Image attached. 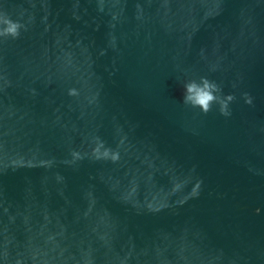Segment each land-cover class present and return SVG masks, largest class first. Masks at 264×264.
<instances>
[{"label":"water","instance_id":"water-1","mask_svg":"<svg viewBox=\"0 0 264 264\" xmlns=\"http://www.w3.org/2000/svg\"><path fill=\"white\" fill-rule=\"evenodd\" d=\"M3 10L0 264H264V0ZM201 77L229 116L183 103Z\"/></svg>","mask_w":264,"mask_h":264},{"label":"clouds","instance_id":"clouds-1","mask_svg":"<svg viewBox=\"0 0 264 264\" xmlns=\"http://www.w3.org/2000/svg\"><path fill=\"white\" fill-rule=\"evenodd\" d=\"M21 29L26 30V25L19 21H14L7 11H0V37L18 39L21 34ZM220 86L210 81L207 77H201L199 82L196 80H188L183 84V103L199 108L202 113L207 114L211 111L213 104L219 105L221 115L229 116L228 105L234 100V96L218 95L221 93ZM69 95H76L75 89H69ZM247 103H251V97L246 99ZM97 145L92 150V155L96 159H110L115 162L119 159V153L105 146L103 141L97 138ZM76 159L81 158L78 152L72 153Z\"/></svg>","mask_w":264,"mask_h":264}]
</instances>
